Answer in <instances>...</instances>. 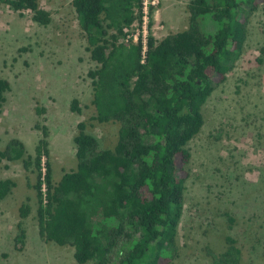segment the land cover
<instances>
[{"label": "trees", "instance_id": "16d2710c", "mask_svg": "<svg viewBox=\"0 0 264 264\" xmlns=\"http://www.w3.org/2000/svg\"><path fill=\"white\" fill-rule=\"evenodd\" d=\"M146 0H74L73 7L88 42L91 59L99 65L89 73L100 123L120 124L114 149H100L97 137L78 125L75 138L77 170L58 184L46 162L48 129L36 147V156L24 160L34 166L40 234L48 242L75 248L79 264H115L112 256L122 248L118 264H169L184 214V195L192 159L188 145L201 133L202 110L216 86L227 81L240 60L248 39L249 15L264 0H191L189 28L157 41L143 34L127 40L126 30L144 23ZM14 12L29 11L41 26L52 15L40 0H0ZM155 8L150 7L152 20ZM11 90L0 77V106ZM74 99L70 110L80 114ZM26 154L24 143L13 140L0 153L14 162ZM43 185L46 186L44 203ZM16 187L0 181V203ZM30 206L21 207L22 218ZM229 216V215H228ZM230 222H234L229 216ZM21 228V225H19ZM24 232L18 238L23 241ZM227 251L215 264H238L241 250L228 237ZM0 264H2L0 262Z\"/></svg>", "mask_w": 264, "mask_h": 264}, {"label": "rangeland", "instance_id": "374dc122", "mask_svg": "<svg viewBox=\"0 0 264 264\" xmlns=\"http://www.w3.org/2000/svg\"><path fill=\"white\" fill-rule=\"evenodd\" d=\"M74 0H40L50 12L45 27L29 11L0 6V77L11 90L0 106V153L13 140L26 147L19 161L0 156V181L17 187L0 205V262L2 264H79L75 248L48 242L40 234L38 174L24 160L36 156V147L48 129L49 155L44 159L58 184L64 174L77 170L78 125L98 138L100 149H114L120 124L100 123L89 73L92 61L86 35L73 7ZM191 0H146V21L126 32H144L159 42L189 28ZM150 7L155 11L150 19ZM248 39L240 60L224 84L216 86L202 110L205 125L188 145L192 159L184 195V214L169 264H215L224 254L227 238L241 250L238 264H264V4L248 18ZM79 101L80 114L70 110ZM29 205L27 218L21 207ZM234 222H230L229 216ZM21 225V228H19ZM24 232L23 241L18 238ZM115 250V264L122 257ZM87 264H97L90 261Z\"/></svg>", "mask_w": 264, "mask_h": 264}, {"label": "built area", "instance_id": "2783aa9c", "mask_svg": "<svg viewBox=\"0 0 264 264\" xmlns=\"http://www.w3.org/2000/svg\"><path fill=\"white\" fill-rule=\"evenodd\" d=\"M145 6H146V3H145ZM146 9H147V7H146ZM146 13H147V11H146ZM146 18H147V16L145 17L144 21H146ZM126 33H128V32H126ZM147 36H148L147 35V32H144L143 33L144 53L147 51V45H146V43H147ZM131 38H134V42H137L138 41V35L136 37H133V36H130V34L127 36V40L126 41L130 40ZM45 175H46V165H45V162H44L43 163V180L45 179ZM42 192L44 194V203L46 204L47 203V200H46V192H47V189H46V186L45 185H43Z\"/></svg>", "mask_w": 264, "mask_h": 264}, {"label": "crops", "instance_id": "0c3cea01", "mask_svg": "<svg viewBox=\"0 0 264 264\" xmlns=\"http://www.w3.org/2000/svg\"><path fill=\"white\" fill-rule=\"evenodd\" d=\"M14 182H15V181H14ZM15 183H16V182H15ZM16 187H17V183H16ZM16 187H15V188H16ZM15 188H14V189H15ZM14 189H13V190H14ZM12 192H13V191H12ZM7 198H8V197H7ZM7 198H6V199H7ZM6 199H5V200H6ZM5 200H4V201H5ZM4 201H2L1 203H4ZM1 203H0V205H1Z\"/></svg>", "mask_w": 264, "mask_h": 264}]
</instances>
